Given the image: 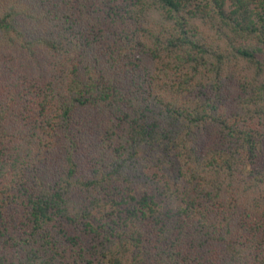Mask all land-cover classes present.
Masks as SVG:
<instances>
[{
  "label": "trees",
  "instance_id": "trees-1",
  "mask_svg": "<svg viewBox=\"0 0 264 264\" xmlns=\"http://www.w3.org/2000/svg\"><path fill=\"white\" fill-rule=\"evenodd\" d=\"M0 264H264V0H0Z\"/></svg>",
  "mask_w": 264,
  "mask_h": 264
}]
</instances>
